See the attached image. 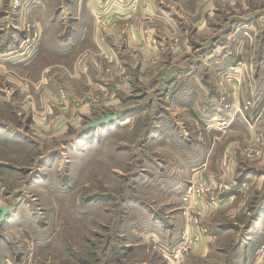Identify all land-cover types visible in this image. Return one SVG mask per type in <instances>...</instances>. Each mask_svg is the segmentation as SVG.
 Returning a JSON list of instances; mask_svg holds the SVG:
<instances>
[{
  "label": "crops",
  "instance_id": "crops-1",
  "mask_svg": "<svg viewBox=\"0 0 264 264\" xmlns=\"http://www.w3.org/2000/svg\"><path fill=\"white\" fill-rule=\"evenodd\" d=\"M117 1L123 4L122 12L103 7L102 0H0V103L3 97L9 107L17 103L20 91L24 100L20 109L32 115L30 126H18L10 114L0 116V139L15 142L17 134L24 135L20 130L29 128L58 136L68 125H83L97 113H116L122 124L129 117L123 115L126 111L137 118L149 113L156 134L196 131V141L183 135L172 138L177 145L189 147L186 154H172L173 163L183 169L180 177L188 179L186 189L209 175L233 188L192 198L198 211L194 222L187 220L192 200L188 206L183 204L180 210L187 209L186 215L178 212L184 217L179 238L167 235V239L176 242L185 231L201 233L214 210L231 207L235 196L247 188L251 197L246 201L259 198L263 207L253 221L248 216L246 245L258 243L262 253L252 264H264V169H254L264 165L250 163L255 160L244 159L239 151L251 136L249 120L258 116L257 125L264 131V0ZM114 12L119 13L120 28L113 23ZM27 22L35 28L45 56L55 51L58 58L51 64L57 65V71H50L46 62L41 67L48 71L47 90L38 93L41 108L37 111L28 100L37 91L30 94L22 85L34 60L13 55L18 45L34 37ZM86 49L99 66L91 64L87 74H78L73 52ZM147 81L149 88H142L139 83ZM100 85L107 90L90 101L88 92ZM60 86L67 87L66 98L60 99ZM247 102L253 103L250 110L240 112ZM165 136L152 141L168 146L171 138ZM172 141L169 144L174 145ZM193 146L200 148L195 152ZM171 227L178 230L177 224ZM210 240L202 233L184 264H211Z\"/></svg>",
  "mask_w": 264,
  "mask_h": 264
},
{
  "label": "rangeland",
  "instance_id": "rangeland-1",
  "mask_svg": "<svg viewBox=\"0 0 264 264\" xmlns=\"http://www.w3.org/2000/svg\"><path fill=\"white\" fill-rule=\"evenodd\" d=\"M223 21L222 17V24ZM113 23L121 27L117 20ZM28 25L27 22L25 26L31 30L36 44L22 45L23 41L13 55L17 59L34 60L22 85H29L24 88L30 94L37 91L36 97L30 95L28 99L34 102L37 111L41 108L38 93L47 90L48 71H41V67L46 62L50 71H57V65L51 64L58 58L53 55L55 51L45 56L35 28ZM85 52L91 57L88 66H99L97 61L93 62L96 59L90 50L80 53L77 50L73 56L77 55L78 74L89 72V67L82 71L79 65L80 56ZM150 83L139 84L148 89ZM97 88L88 92L90 101L107 90L101 85ZM61 89L68 90L60 86V96ZM16 96L17 103L12 102L10 107L4 102L5 98H1L0 116L10 114L18 126H30L32 115L29 111H21L24 100L20 91ZM84 101V98L79 100V104ZM128 112L123 114L129 117L121 121L122 124L115 120L104 126L85 128L92 119L105 116L97 113L91 120H84L83 125H68L58 136L44 135L42 131L29 128L20 130L24 135L17 134L15 142L9 137L0 139V207L10 208L0 223V264H165L166 254L182 239L176 242L167 239L179 238L184 217L180 218L178 212L186 215L187 209L180 210V207L188 206L192 200L189 222H194L198 213L192 197L187 195L188 179L180 177L184 175L183 169L173 163L172 156L173 153L186 154L189 147L177 145L172 140L183 135L196 141L197 134L189 128L186 129L189 134L185 129L175 133L162 131L166 136L160 131L156 134L157 131L151 129L149 113L137 118ZM257 119L258 116L253 117L261 130ZM249 130L253 137L254 130ZM156 136L171 138L174 145L170 142L168 146L165 143L156 145L152 141ZM251 136L240 147L241 156L255 160L250 163L264 165V155L262 159H255L245 154ZM193 147L195 152L200 148ZM254 169L262 172L264 166ZM247 191V188L242 189L231 207L229 204L227 208H217L212 219L204 221L207 223L204 233L211 238L207 245L214 251L209 263L246 264L248 260V264H252L260 257L262 252L257 249L256 241L246 245L248 224L245 223L257 218L259 207L262 209L263 205L259 198L250 202ZM248 216L253 218L247 220ZM175 224L178 230H171V225ZM240 242L242 246L238 247Z\"/></svg>",
  "mask_w": 264,
  "mask_h": 264
},
{
  "label": "built area",
  "instance_id": "built-area-1",
  "mask_svg": "<svg viewBox=\"0 0 264 264\" xmlns=\"http://www.w3.org/2000/svg\"><path fill=\"white\" fill-rule=\"evenodd\" d=\"M102 4L103 7H109L108 10L110 9V7L113 6L115 7V9H118L120 12L124 10L123 4L120 1L115 2V0H102ZM114 13H112L113 14L112 17L113 19L116 20L119 16V13L118 12H114ZM35 35L37 38H39L37 33ZM35 44L36 43L34 42V37H33L31 39L24 40L22 45H35ZM89 59H91V57L88 52H85L80 56L79 65H81L80 67L82 71L88 70ZM24 87L27 89L29 85L25 84ZM61 96L62 98H66V92L63 89H61ZM96 100L98 99H95L94 101ZM48 102L50 104V101ZM252 105H253L252 102H247L242 107V109L239 108L238 110L240 112L249 111ZM254 122L256 121H253V119L252 121L249 120L250 128L254 130V135L250 140V143L245 147V154L247 158L249 157V158L260 159L264 155V131L258 130ZM232 188L233 186L230 185L229 183H226L215 176L209 175L206 178H200L196 182L191 183V185L187 189V195L189 197H192L193 199L198 197L204 198V197H208V195L212 196V193L216 194L227 190L229 191ZM212 198L214 199L215 197ZM193 205H195V202ZM191 207L192 206H189L188 209L189 211L187 212L188 215L190 214ZM189 219L191 220V218ZM204 232L205 231L199 234H190L188 231H185L183 238L171 248L168 254H166L167 264H184L187 254L193 250L195 244L199 241L201 234Z\"/></svg>",
  "mask_w": 264,
  "mask_h": 264
},
{
  "label": "water",
  "instance_id": "water-1",
  "mask_svg": "<svg viewBox=\"0 0 264 264\" xmlns=\"http://www.w3.org/2000/svg\"><path fill=\"white\" fill-rule=\"evenodd\" d=\"M118 116L116 113H106L105 116L97 119V120H91L85 128L91 129L97 126H104L107 125L109 122L117 120ZM10 211V208L8 206H1L0 207V223H2L6 216L7 213Z\"/></svg>",
  "mask_w": 264,
  "mask_h": 264
}]
</instances>
